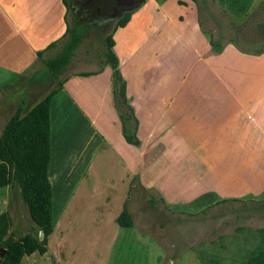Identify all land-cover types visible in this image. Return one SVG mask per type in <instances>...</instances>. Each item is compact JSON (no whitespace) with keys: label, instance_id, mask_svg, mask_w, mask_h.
Listing matches in <instances>:
<instances>
[{"label":"crops","instance_id":"obj_1","mask_svg":"<svg viewBox=\"0 0 264 264\" xmlns=\"http://www.w3.org/2000/svg\"><path fill=\"white\" fill-rule=\"evenodd\" d=\"M182 1L186 16H151L144 4L114 32L139 145L124 137L112 74L103 79L100 71L87 77L79 72L50 86L37 81L45 74L38 54L67 33L69 8L63 0H0V87L19 81L54 86L51 160L54 112L67 121L68 102L99 150L108 144L127 152L128 188L138 176L169 210L197 213L226 200L264 201V54L246 56L233 47L215 52L196 6ZM257 1L243 0L249 9L239 19ZM155 3L157 14L168 9L163 0ZM218 3L232 10L228 0Z\"/></svg>","mask_w":264,"mask_h":264},{"label":"rangeland","instance_id":"obj_2","mask_svg":"<svg viewBox=\"0 0 264 264\" xmlns=\"http://www.w3.org/2000/svg\"><path fill=\"white\" fill-rule=\"evenodd\" d=\"M155 1L145 2L153 10L151 16H186L182 0H163L168 9L162 14L156 13L160 9ZM228 1L232 10L218 0L217 6L207 0L208 9H202L199 16L204 29L213 31L215 39L223 43L230 36L227 14L241 21L244 18L239 19L237 14L249 9L243 0ZM139 11L130 14L136 16ZM80 25L85 27L84 42L58 77L59 82L79 72L100 71L103 79L112 74L103 52L107 38L114 37L116 24L106 28L81 24L69 10L67 27L75 29ZM230 47L233 46L225 49ZM59 49L60 46L50 54L55 55ZM44 87L20 81L12 87H0V134L18 106L31 110L54 90V86ZM89 100L96 108V98ZM58 116L54 112L56 137L49 168L54 209L52 234L44 255L25 256L21 264H242L259 244L257 230L264 228V201L220 202L197 213L171 211L159 201L162 198L158 194L143 188L138 176L128 188L130 168L123 148L107 144L99 150L96 138L90 141V133L78 125L68 102L67 121L66 116L60 120ZM58 123L63 125L61 129L56 127ZM151 199L159 204L152 206ZM124 205L134 220L131 229L122 228L116 221ZM6 211L12 217L10 232L15 239L37 231L28 205L13 195L10 186L0 189V214ZM240 227L243 231H239ZM1 249H5L0 251L3 264L6 248Z\"/></svg>","mask_w":264,"mask_h":264},{"label":"trees","instance_id":"obj_3","mask_svg":"<svg viewBox=\"0 0 264 264\" xmlns=\"http://www.w3.org/2000/svg\"><path fill=\"white\" fill-rule=\"evenodd\" d=\"M67 9L69 0H63ZM200 11L207 10V0H193ZM217 6L216 0H211ZM69 11V9H68ZM225 14L227 12L223 10ZM229 16L230 36L223 43L215 39L213 31L205 30L204 23L199 19L201 29L210 34V45L217 53H221L232 45L239 53L246 56H259L264 54V0H258L252 11L243 19L238 20ZM129 13L116 24L114 32L119 27H124L130 20ZM84 29L82 25L75 29L67 28L65 38L51 44L45 51L38 54L44 64L45 74L37 81L52 85L65 71L75 57L76 51L84 42ZM55 55L48 52L59 47ZM113 36L107 38L106 49L103 52L105 62L112 70V93L114 106L121 119L124 137L129 144L139 145L137 138L138 121L134 109L127 98V85L119 69V60L114 51ZM47 53V55H46ZM98 73V72H97ZM96 72H83L79 76H92ZM63 82H60L62 84ZM57 94L52 90L40 103L30 111L25 112L19 107L10 117L0 134V189L10 186L13 195H18L28 205L31 219L37 231H32L19 239H15L10 228L12 217L8 211L0 214V248H6V257L3 264H21L25 256L35 253L44 255L47 252V239L53 229V194L49 180L51 163L50 142V103ZM164 203L163 199H159ZM159 201L151 199L152 206H157ZM245 202L240 200H226L222 203ZM253 204L256 201L251 202ZM117 223L122 228H132L134 220L124 206L117 218ZM243 231V228H239ZM259 244L246 257L242 264H264V228L258 229ZM41 233L43 236L41 237ZM204 264V263H203Z\"/></svg>","mask_w":264,"mask_h":264},{"label":"flooded vegetation","instance_id":"obj_4","mask_svg":"<svg viewBox=\"0 0 264 264\" xmlns=\"http://www.w3.org/2000/svg\"><path fill=\"white\" fill-rule=\"evenodd\" d=\"M131 5L130 1L119 3L117 0H70L69 10L81 20V24L106 28L125 18L130 13Z\"/></svg>","mask_w":264,"mask_h":264},{"label":"water","instance_id":"obj_5","mask_svg":"<svg viewBox=\"0 0 264 264\" xmlns=\"http://www.w3.org/2000/svg\"><path fill=\"white\" fill-rule=\"evenodd\" d=\"M119 1V3H127V2H131V8L129 9V12H133V11H136L138 9H140L144 4H145V1L146 0H117ZM43 236V233H41V237ZM0 251H5V249H1L0 248Z\"/></svg>","mask_w":264,"mask_h":264}]
</instances>
